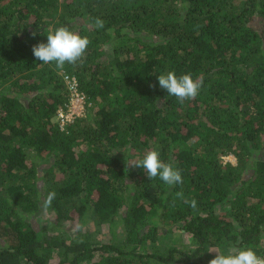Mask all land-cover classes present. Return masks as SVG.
Returning a JSON list of instances; mask_svg holds the SVG:
<instances>
[{
	"label": "trees",
	"instance_id": "trees-1",
	"mask_svg": "<svg viewBox=\"0 0 264 264\" xmlns=\"http://www.w3.org/2000/svg\"><path fill=\"white\" fill-rule=\"evenodd\" d=\"M57 27L90 41L63 69L32 54ZM169 71L198 95L168 96ZM74 81L83 113L62 129ZM151 150L182 184L127 165ZM241 248L264 257V0H0V264H209Z\"/></svg>",
	"mask_w": 264,
	"mask_h": 264
},
{
	"label": "clouds",
	"instance_id": "clouds-1",
	"mask_svg": "<svg viewBox=\"0 0 264 264\" xmlns=\"http://www.w3.org/2000/svg\"><path fill=\"white\" fill-rule=\"evenodd\" d=\"M95 24L97 28L103 27V21L99 18L96 19ZM31 35L34 37L36 32H32ZM89 43L86 36L70 31L67 27H57L54 31L48 32L46 43L40 42L32 46V54L36 60L44 64L55 62L58 69H63L66 63L75 65L81 61ZM157 80L159 87L165 90L168 96L176 97L180 103L194 99L202 86V81L193 79L191 73L177 76L175 72L169 71L158 75ZM150 87L154 88L155 85ZM126 163L132 167L142 168L150 181L159 177L170 187L183 183L180 170L174 168L172 164L163 162L156 150L146 152L142 159H137L131 165L128 161ZM54 196L55 193L48 194L49 203ZM185 202L190 203L193 208L196 207L195 199ZM209 264H264V258L259 257L251 248H241L235 253L226 255L216 253Z\"/></svg>",
	"mask_w": 264,
	"mask_h": 264
},
{
	"label": "built area",
	"instance_id": "built-area-1",
	"mask_svg": "<svg viewBox=\"0 0 264 264\" xmlns=\"http://www.w3.org/2000/svg\"><path fill=\"white\" fill-rule=\"evenodd\" d=\"M77 83L74 81L71 84V97L67 104V110L59 108L57 111V119L59 121L60 127L63 129L67 122H71L75 116L81 115L84 108V95L82 92L77 90ZM79 106V107H78ZM78 108V110H76ZM264 258V257H261Z\"/></svg>",
	"mask_w": 264,
	"mask_h": 264
},
{
	"label": "rangeland",
	"instance_id": "rangeland-1",
	"mask_svg": "<svg viewBox=\"0 0 264 264\" xmlns=\"http://www.w3.org/2000/svg\"><path fill=\"white\" fill-rule=\"evenodd\" d=\"M257 20H259V18L255 17L254 21H257ZM76 110H78V108H76ZM56 119H57V117H56ZM224 158H225V160L232 161L233 163L236 162V158L233 155H228V156H225ZM45 216H48V214L47 213L44 214V218L46 219ZM42 223H44V225H42L41 227L45 226L46 223L45 222H42ZM86 227L90 228V227H92V224H89Z\"/></svg>",
	"mask_w": 264,
	"mask_h": 264
}]
</instances>
